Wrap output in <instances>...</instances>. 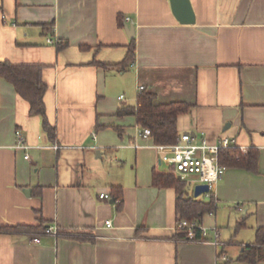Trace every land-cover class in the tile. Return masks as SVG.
Returning <instances> with one entry per match:
<instances>
[{"label": "crops", "instance_id": "obj_1", "mask_svg": "<svg viewBox=\"0 0 264 264\" xmlns=\"http://www.w3.org/2000/svg\"><path fill=\"white\" fill-rule=\"evenodd\" d=\"M190 2L193 23L171 0H0V61L44 65L56 128L52 139L0 76V264H253L240 259L245 247L264 250V0ZM131 23L135 57L122 66ZM139 85L157 102L190 104L179 134L258 150L257 170L227 167L213 188L216 208L201 223L223 244L176 237V191L153 185L173 150L118 114L137 104ZM18 129L27 149L16 147ZM113 186L121 205L99 197ZM40 224L65 234L34 242L4 229Z\"/></svg>", "mask_w": 264, "mask_h": 264}, {"label": "trees", "instance_id": "obj_2", "mask_svg": "<svg viewBox=\"0 0 264 264\" xmlns=\"http://www.w3.org/2000/svg\"><path fill=\"white\" fill-rule=\"evenodd\" d=\"M57 44L58 48H63L67 42ZM135 51L136 40L133 37L128 46V53L120 64L122 66L129 64L135 57ZM43 70V64L0 61V76L11 82L17 92L29 102L31 114L42 117L43 129L53 139L56 135V128L47 116L45 104L47 84L43 79ZM190 107V104L185 101L157 102L155 93L144 88L138 90L137 104L120 108L118 114H134L142 128L151 130V138L156 144L168 145L176 142L179 136L177 127L179 115L188 112ZM220 161L227 167L239 166L255 171L259 163V152L254 147L247 149V152H242L239 146L231 147L220 152ZM153 185L159 188L173 187L175 189L177 224L182 219H186L190 223L202 222L203 215L214 211L216 208L217 201L213 191L210 192L208 199L204 197L205 195L195 197L194 194L187 192L185 181L177 178L171 172L155 170L153 172ZM111 195L115 201L119 198V204H122L123 188L121 186H113ZM47 227L43 224L12 225L4 229L8 231L23 230L29 234H37L45 231ZM176 237L185 238L186 230H177ZM257 243H264V226L258 229ZM240 259L256 264L258 261H264V250L256 245H249L245 247Z\"/></svg>", "mask_w": 264, "mask_h": 264}, {"label": "built area", "instance_id": "obj_3", "mask_svg": "<svg viewBox=\"0 0 264 264\" xmlns=\"http://www.w3.org/2000/svg\"><path fill=\"white\" fill-rule=\"evenodd\" d=\"M131 20L129 17L127 21ZM48 43H54V39L47 38ZM134 63H131L133 66ZM145 87L139 85L138 90H142ZM121 98L123 95L120 96ZM139 135L148 138L151 137V130L149 128H140ZM17 144L16 147L27 149L29 145L26 143L22 132L17 130ZM173 150L171 155H162L161 160L169 164L167 172L173 173L177 178L188 181L194 184H207L209 186V192L204 193L210 196V192L213 191L215 184L223 177L227 166L220 161V152L224 149L231 147H237V141L233 137L219 136L215 141H209L206 136H202L197 139L196 135L191 132H183L179 134L176 142L165 145ZM58 147V146H57ZM242 152H247L246 147H240ZM27 158L29 154L25 155ZM100 198L113 199L114 197L109 192H101ZM120 199H116L115 202H119ZM213 212V211H211ZM111 220H107V225H111ZM177 230H186L185 241H212L215 244H223L220 238V232L214 227H208L201 222H188L186 219L180 220L176 226ZM213 231V237H210V233ZM32 234L34 242H40V236L42 234H55L64 235L57 226L50 225L45 231ZM199 234V235H198ZM225 258V256L223 257Z\"/></svg>", "mask_w": 264, "mask_h": 264}, {"label": "water", "instance_id": "obj_4", "mask_svg": "<svg viewBox=\"0 0 264 264\" xmlns=\"http://www.w3.org/2000/svg\"><path fill=\"white\" fill-rule=\"evenodd\" d=\"M172 8L182 22L193 23L195 21V14L190 0H171ZM127 34L133 38L135 36V26L133 23L126 25ZM209 192L207 184H197L194 188V196L199 197L204 193ZM115 199H112V202Z\"/></svg>", "mask_w": 264, "mask_h": 264}, {"label": "rangeland", "instance_id": "obj_5", "mask_svg": "<svg viewBox=\"0 0 264 264\" xmlns=\"http://www.w3.org/2000/svg\"><path fill=\"white\" fill-rule=\"evenodd\" d=\"M164 169H168L167 164L164 165ZM185 183H186V190H187V192L189 194H194V188H195L196 184L190 183L188 181H185ZM203 195H205V194H203Z\"/></svg>", "mask_w": 264, "mask_h": 264}]
</instances>
